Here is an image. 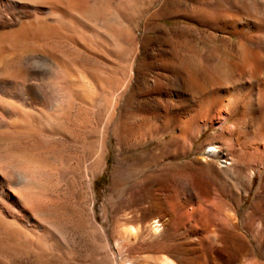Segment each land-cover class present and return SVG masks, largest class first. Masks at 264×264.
<instances>
[{
  "label": "rangeland",
  "instance_id": "374dc122",
  "mask_svg": "<svg viewBox=\"0 0 264 264\" xmlns=\"http://www.w3.org/2000/svg\"><path fill=\"white\" fill-rule=\"evenodd\" d=\"M6 3L0 264H264L261 167L244 195L232 177L199 173V188L186 187L194 203L185 206L198 205L196 213L183 215L153 195L159 186L151 181L153 143L145 130L156 98L138 89L155 75L148 62L164 38L144 28H159L147 15L163 6L177 48H211L197 0ZM214 131L203 128L179 162Z\"/></svg>",
  "mask_w": 264,
  "mask_h": 264
},
{
  "label": "bare ground",
  "instance_id": "6f19581e",
  "mask_svg": "<svg viewBox=\"0 0 264 264\" xmlns=\"http://www.w3.org/2000/svg\"><path fill=\"white\" fill-rule=\"evenodd\" d=\"M6 2L0 0L3 36L7 35L8 28ZM197 2L203 12L202 24L210 29L212 47L177 48L170 40L173 31L167 24L171 14L163 6L156 12H147L148 19L161 25L145 27L144 33L154 32L164 39L148 62L155 67V75L146 76L138 89L140 96L156 98L152 110H147L145 130L150 129L153 143L150 150L154 168L150 177L159 186L153 195L183 215L200 211L198 205L185 206L186 202L194 201L191 196L186 197V187L199 188V173L232 177L237 189L244 191L251 183L256 166L264 172V0ZM220 3H224L222 9L210 16L209 11ZM145 12L139 11V17ZM136 31H132L134 43ZM6 87V78H1L0 118L7 115ZM131 126H124L123 130L137 132V127ZM205 127L217 128V131L200 144L193 158L179 162L190 154ZM173 129L175 132L169 137ZM239 193L234 194L241 198ZM181 196L185 201L180 200ZM194 197L197 202L203 194L198 192ZM149 227L156 231L160 223L153 220Z\"/></svg>",
  "mask_w": 264,
  "mask_h": 264
}]
</instances>
